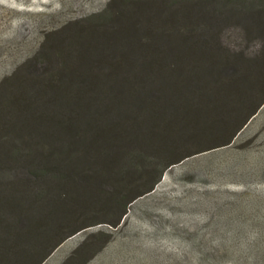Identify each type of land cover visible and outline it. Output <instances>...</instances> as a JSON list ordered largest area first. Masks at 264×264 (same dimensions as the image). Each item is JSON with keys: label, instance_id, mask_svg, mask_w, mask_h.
<instances>
[{"label": "trees", "instance_id": "obj_1", "mask_svg": "<svg viewBox=\"0 0 264 264\" xmlns=\"http://www.w3.org/2000/svg\"><path fill=\"white\" fill-rule=\"evenodd\" d=\"M263 105L264 0H108L47 31L0 79V264H44L82 231L118 228L171 167L232 144ZM112 235L98 229L62 264ZM263 241L228 254L264 264ZM194 247L195 264H223Z\"/></svg>", "mask_w": 264, "mask_h": 264}, {"label": "rangeland", "instance_id": "obj_2", "mask_svg": "<svg viewBox=\"0 0 264 264\" xmlns=\"http://www.w3.org/2000/svg\"><path fill=\"white\" fill-rule=\"evenodd\" d=\"M107 1L0 0V79L35 52L47 31L100 10ZM107 228L111 241L85 264H130L132 259L195 264L193 254L184 253L189 246L218 253L223 264H250L228 251H243L264 238V105L232 144L171 167L153 192L132 204L118 228L82 231L44 264H62L88 235ZM204 258V264L214 259Z\"/></svg>", "mask_w": 264, "mask_h": 264}]
</instances>
